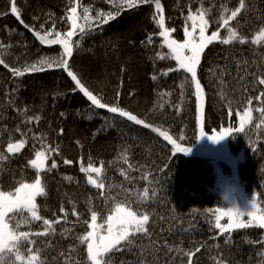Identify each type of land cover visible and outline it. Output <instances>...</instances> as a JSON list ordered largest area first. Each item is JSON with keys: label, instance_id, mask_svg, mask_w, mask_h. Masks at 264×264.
Listing matches in <instances>:
<instances>
[{"label": "trees", "instance_id": "1", "mask_svg": "<svg viewBox=\"0 0 264 264\" xmlns=\"http://www.w3.org/2000/svg\"><path fill=\"white\" fill-rule=\"evenodd\" d=\"M82 1L86 2L79 0V3ZM161 2L166 26L176 29L172 35L179 41L185 39L183 27L189 6L193 12L200 8L208 10L207 16L210 20L208 35L218 30L217 23L213 21L219 18L222 5L230 10L238 6V0H161ZM74 3L75 0H16V6L21 14L20 19L28 25L25 27L11 13V0H0V44L4 46L0 49V58L8 65L7 68L0 65V155L8 157L7 160L0 161V191L15 192L20 182L31 183L39 174L46 185L47 193L44 197H37L39 215L53 221L59 218L60 223L55 225L61 231L68 229L65 234L67 240L71 238L69 233L77 232L72 229L73 220L86 225L85 221L90 222V209L98 212L97 221L107 213L109 205L114 204L112 199L105 202L104 198L109 196L114 197L115 201L129 203L132 208L139 206L143 212L149 209L151 215L164 218L169 213L202 215L209 210V216L212 217L210 226L216 232L218 230L214 228L215 217L212 212L214 213L217 208L227 209L237 206L242 211H246L254 197L257 206L260 205V201L264 200V124L260 123L261 117L256 109L264 104L258 105L255 97L260 91H264V86L257 84L252 88L254 77L251 73H264V39L260 40L259 44L253 43L259 28L264 25V0H246L250 10L243 11L235 21L230 22V26L235 27L239 36L244 38L243 44L233 42L223 45L214 41L206 47L201 56L198 78L206 94L207 135L211 136L213 130L220 131L222 127H238L237 111L245 106L247 96L253 97L252 124L246 125L245 133H234L235 138L228 137L221 141L222 147L219 143L212 142L208 136L199 139L197 102L193 97V87L185 83L184 96L181 97L179 85L183 82L182 70L169 72L167 76L162 75L168 68L175 67L176 62L168 55L167 47H161L162 38H159V29L152 18L153 5L122 9L115 19L94 28L80 47L73 49L68 70L73 71L94 95L102 98L103 102L109 105L118 104L120 108L138 118L145 114L152 133L162 142V137L158 132L153 131L154 128L168 131L183 147L192 148L188 155L177 153L182 157L185 169L179 173L174 171L172 173L174 182L185 190L184 199L180 202L175 201L172 189L167 188L165 191L164 188L163 196L159 193L160 198L147 203L124 191L132 189L136 192L138 180H133L134 173L141 177L142 173L145 174V170H151L150 159L153 153L161 154L160 149L156 150L147 139L145 132H138V142L134 143L136 145H127L124 139H136L133 134V127L136 124L126 120L125 127L120 131L116 127V121L113 120V114L104 109L80 107L79 105H83L84 102H86L85 106H88L89 101L75 87V82L63 68H54L49 73L41 71L25 73L22 77H14L10 70L13 68L23 70L25 66L36 63L41 58L40 54L37 55V51L41 48L44 49L43 55L53 47H62L42 44L34 35L38 31L34 27L35 20H44L49 16L58 21L65 18L61 30L66 33L70 30V21L66 20L67 10ZM77 11L80 18L79 7ZM190 23L188 21L189 25ZM149 35L153 36L151 43L147 42ZM226 36V29L221 30V38ZM142 41L145 43H141ZM157 53L165 54L166 59L160 60ZM238 61L241 74L245 68L249 72V75L243 77L248 83V88L243 94L242 85L238 84L240 79L237 75ZM244 61H247V65L243 63ZM217 65L220 67L226 65L230 73L224 76L227 85L224 91L227 99L231 101V116L228 115V103L219 94L216 78L209 71L215 68L219 75L220 68L216 67ZM153 75L157 77L156 80L151 78ZM17 85L19 88L12 97L10 93ZM9 99L13 100L12 104L8 103ZM161 104L163 108L160 107ZM25 107L28 109L26 113L23 111L18 113L14 110H22ZM61 112L64 113V117L60 116ZM37 115L40 116L38 124L22 123L26 117ZM89 115L91 119H86L85 117ZM106 121L111 126H106ZM17 126L20 127V132H27L28 128H31L32 132L38 136L42 135L44 142L53 147L59 145V154H51L45 170L38 173L29 163L35 158V150L41 147V142L34 140L31 133L28 134V142L20 153L15 155L7 153V144L21 139L20 132L16 131ZM61 128L64 130L63 135L58 134ZM180 137H183V140L179 139ZM76 141H79V145ZM163 143L169 152L166 142ZM223 146L236 162V167L233 169L229 166V170L231 173L235 172L237 179L234 178L230 185L221 184L218 195L214 189L220 183L207 184L211 197L216 195L207 200L205 193L199 192L201 190L197 192L193 187V182L201 183L196 175L190 178L193 179L191 184L190 180L183 182L182 176L186 171L189 174L196 172L190 160L196 158L197 152L204 158L208 156L212 159ZM166 154L168 156V153ZM81 157L85 166L89 160L97 167L100 166V161L104 162V171L100 174V179L105 183L104 189H95L87 183V174L80 171ZM169 158L175 162L178 157L175 155ZM64 159L73 163L65 165ZM53 160L57 163V168L48 172L46 169L51 167ZM129 164L133 165L131 169L128 168ZM122 172L132 178L131 183L124 178ZM147 176L150 179L152 175ZM93 177L95 178L96 174H93ZM211 178L210 175L209 179ZM143 181L141 180L142 184ZM110 185H115L111 191H109ZM204 187L205 184L202 182L201 188ZM73 205L80 214L79 217L72 215ZM61 207L68 214L66 220L60 211ZM13 215L9 213L6 217L9 225L17 222L24 224L19 216L15 220L10 219ZM221 221L226 224L228 218L224 217ZM227 235L220 234L224 241V251L215 248L207 257L202 254L200 258H195L193 264H214L211 257L217 255V251L227 264H244L246 261L250 264L264 263V255H258L264 253V242H260L264 229L251 226L235 230L231 233V242L228 245L225 244ZM239 243L244 247L236 250ZM186 244L176 242L169 245L173 248H187ZM68 250L69 248L65 250L66 255ZM20 251L27 258L28 253L23 247ZM123 254L133 255L127 251L117 253L113 264H120L121 259L135 264L134 255L131 259H127ZM0 255L3 256V264H13L6 253ZM40 258L49 264V259L41 256ZM184 260L185 258L181 260L180 254L174 252L173 256L158 260V264H182ZM15 264L20 262L17 261ZM81 264H84V261H81Z\"/></svg>", "mask_w": 264, "mask_h": 264}, {"label": "snow or ice", "instance_id": "2", "mask_svg": "<svg viewBox=\"0 0 264 264\" xmlns=\"http://www.w3.org/2000/svg\"><path fill=\"white\" fill-rule=\"evenodd\" d=\"M141 5H153V20L157 25L159 32V38H162V45L166 46L169 50L168 55L176 62L175 67L168 68L162 73V75L167 76L169 72L181 71L184 73L183 82L179 85L181 89V97L184 96V85L185 83L193 87V97L197 102V111H198V136L199 139L208 136V138L214 142L219 143L225 140L228 137L235 138L234 133H245L246 125H251L253 121V97H246L245 106L237 111L239 117L238 127L228 126L222 127L220 131L213 130L211 136L207 135L205 132V89L201 84V80L198 78V69L201 64V56L206 47L212 44L214 41H218L223 45H229L233 42H238L243 44L244 38L240 37L238 31L235 27L230 26L231 21H235L237 17L243 11H249V7L246 4V0H238V6L234 10L228 9L226 6H221V14L218 19L213 21L217 23L218 30L213 31L211 35L207 34L208 28L210 26V20L207 16L208 10L200 8L196 12H193L189 6L188 15L185 17V26L183 27V33L185 39L181 42L173 38L172 33L176 31L175 28H169L165 23L164 16V7L161 0H120V4L117 6V11L115 14L109 12L107 14L99 12L96 16L98 21V26L107 23L108 21L115 19L116 15L120 14V11L125 7L128 9L136 8ZM78 6L79 0H75V3L70 6L67 10L66 20L70 21V30L66 33H61L56 31L55 23H53L52 29L48 31L45 35H41L40 32H35L34 35L42 44L46 45H61L63 54L56 60L50 59H41L37 63L27 65L23 70L19 68L10 69L14 77H22L25 73L31 72H40L45 70V66L51 69L54 64L58 67H61L67 70V75L71 77L72 81L75 82V87L87 98L90 102V107L94 109H104L111 114H116L113 117L115 121L118 118H126L127 121L134 122L136 125H142L145 128L151 127L147 124L145 120L138 118L136 115L132 114L129 111H126L120 108L117 105H109L102 101V98H99L97 95H94L87 87L81 83V80L77 75L69 69V60L73 56V42L72 38L76 35L77 29L81 34L84 33V26L78 24ZM10 11L13 15L19 19L21 24H24V21L20 19V10L16 6V0H11ZM83 19L85 22L89 20V9L83 8ZM65 19V18H62ZM190 21V25L188 24ZM25 27L28 25L24 24ZM226 29L227 36L226 38H221V30ZM198 30V33H197ZM55 33V38L49 39V36H52ZM264 39V25L259 28L256 38L253 41L255 44H259L260 40ZM153 36L149 35L147 42L151 43ZM141 43H145L142 41ZM4 46L0 44V49ZM157 56L160 60L166 59L165 54L157 53ZM247 65V61L243 62ZM0 65L8 67L5 63V60L0 58ZM219 75L215 68L210 69L211 75L216 78L217 87L219 88V94L223 99L228 103V115H232L231 101L227 99V94L224 89L227 87L224 80L226 74H230L227 71V66L220 67ZM237 75L240 76L238 84L242 85L241 92L242 94L247 90L248 83L243 79L244 76L249 75V72L245 68L241 74L240 62H237ZM254 77L252 81V88L258 84L259 86H264V73H251ZM153 80H156L157 77L153 75L151 77ZM19 86L12 90L10 95L15 96L16 91ZM9 95V94H6ZM163 95V94H161ZM170 95V93H169ZM256 103L264 104V91H260L257 97H255ZM9 104L13 103L12 99H9ZM163 108V104L160 105ZM18 113L23 111L27 112L28 109H14ZM179 110V109H177ZM261 117V124H264V106H260L256 109ZM61 117H64V113H60ZM86 119H91V116H86ZM40 116H28L22 123L32 124L39 123ZM106 126H111L108 122H105ZM259 127V125H257ZM102 130V129H101ZM17 132H20V127L17 126ZM100 131V130H98ZM153 131L158 132L159 136L162 137L163 142H166L169 147L168 156L175 157L177 153H183L188 155L191 153L192 148L183 147L181 143L177 142V139H174L168 131H161L160 128H154ZM63 128L59 130V135H63ZM31 133L34 140L41 142V147L39 150H35V158L30 160V165L33 169H36L37 172L45 170L46 162L50 158L52 153L59 154V145L53 147L51 144L44 142L42 135H37L32 132L31 128H28L27 132H20L21 139L15 142H9L7 144V153L15 155L20 153L21 150L25 147L28 140V134ZM179 139L183 140V137ZM79 145V141H76ZM35 149V145H33ZM7 156L0 155V161L7 160ZM63 163L65 165L72 164L73 161L64 159ZM127 163V160H125ZM133 165L129 164L128 168L131 169ZM57 168V163L53 160L51 167L47 168L48 172H51ZM170 161L167 157L164 158L163 163L156 168V171L152 174L149 179L146 174H141V179L145 181V188L142 193L134 192L132 189H125L126 193H130L132 196L136 197L142 202H149L150 200L160 198L159 193L164 191V184L170 180L169 175ZM80 171L87 174L86 180L87 183L93 186L95 189H104L105 183L100 179V174L104 171V162L100 161V166H94V164L89 160L87 166L83 163V157L80 160ZM93 174H96V177H93ZM124 175V178L128 180L129 183L132 182V178H129L124 172L121 173ZM69 180L71 178H68ZM151 186V187H149ZM115 185L109 186V191ZM151 192V195H150ZM46 185L42 182L39 174L36 176L33 182L26 183L20 182L19 186L15 189V192H5L0 191V254H7L9 258L15 262L19 261L20 264H48L46 260H41L40 258V248H37L35 253H33L32 245L36 243L35 240L30 238V233L28 231H14L10 228L8 222L5 218L9 213L14 215L10 219L15 220L17 216L21 217L25 225H29L36 221H42V226L44 231L42 233H35L32 235H43L48 236L51 232L55 235V228L53 227L54 223H60V219L48 220L44 219L39 215L38 205L36 203L37 197L46 196ZM103 196V193H101ZM105 202L107 203L108 199L114 201V207L110 209L111 214L107 215L104 218L102 224H97L98 212L90 209V223L85 221L84 223L90 229L86 234L76 236L75 239L78 241V246L83 245L86 249V259L84 264H113L115 254L122 252H130L136 257L135 264H158L157 255L162 250H166L167 254H170L174 251L173 246L169 245L168 241L165 240L163 244H160L158 240L153 239V233L149 228V221L151 216L148 212H137L132 210V207L127 202H117L114 197H105ZM63 214V218L67 219V212L63 207L60 209ZM259 211V214H258ZM72 215L79 217V213L75 210V205H73ZM214 228L218 230L219 234H228L225 239V244L228 245L231 242V233L238 229H246L251 226L264 229V211L258 210L257 200L254 197L249 204V208L246 211H242L237 206L228 207L227 209L217 208L213 213ZM227 217L228 223L222 224L221 219ZM247 217V219H245ZM160 220H163L164 217H159ZM107 225L106 232L107 235H101L99 229L104 228V225ZM20 226L19 222L16 224L18 229ZM187 230V229H186ZM68 229H64L60 235L64 237V233ZM161 232L164 231L163 228L160 229ZM218 239V237H214ZM147 240L148 243L145 244L143 241ZM260 242H264V235L261 236ZM25 247V251L28 253L27 258L21 254V247ZM205 245L200 243L199 246L195 247L194 250L184 251L183 249H175V251L183 256H187V264H193V257L196 256V253L200 252ZM46 248L52 247L49 242L45 245ZM214 247L218 250L219 245L216 244ZM7 250V252H6ZM76 251V247L70 245L68 254L65 252H59V257L63 258V264H81L79 259H75L72 256V253ZM258 255H264V253H259ZM53 261L56 260V257L52 258ZM211 259L214 261V264H227L223 259L222 255L217 251V255L212 256ZM0 264H3V256L0 255ZM120 264H133V262L121 259Z\"/></svg>", "mask_w": 264, "mask_h": 264}, {"label": "rangeland", "instance_id": "3", "mask_svg": "<svg viewBox=\"0 0 264 264\" xmlns=\"http://www.w3.org/2000/svg\"><path fill=\"white\" fill-rule=\"evenodd\" d=\"M103 4L119 5L120 0H105ZM80 5H81L80 10L82 12V20L80 21L78 20L77 22L78 24L84 26V33L79 34L76 38L74 37L72 38L73 47L74 46L78 47V45L82 42L83 38L87 35V32H89L90 30H92L94 27L98 25V21L95 18L99 12H103L105 14L109 13V11H106L105 9H103L101 5L100 6L99 5H89L86 2ZM85 7L89 9V20L87 22H85V20L83 19V16H84L83 8ZM62 22L58 23V21L52 18H47L45 20H42L41 22L40 21L37 22L36 24H39L41 27L40 29L41 35H45L48 31L52 29L53 23H55L56 31L61 32L60 27H61ZM53 38H55V33H53L52 36H49V39H53ZM62 54H63L62 49H59V50L56 49L55 53H51V55L46 56L45 59L56 61L62 56ZM55 66L57 65L54 64L53 67ZM165 157H167L170 160L169 156H167L166 153H161V154L153 153V156L150 159V162H151L150 166H152V169L145 170V174L152 175L156 171V168L163 163V160ZM229 157L230 155L225 153V151L221 149L218 151V155L215 156L212 160L207 161L205 159V164L203 166L204 167L203 169H200L199 171L195 170L196 177L201 181V183L203 182L205 184L204 188H201V183L200 184H197L195 182L192 183L193 179L191 180L189 178V177L192 178V175H190L188 172L183 173L182 181L184 182L185 180H190V184L191 183L193 184L195 191L201 190L199 192L205 193L207 195V200H210V198H213L214 196L220 193L221 184L228 183L230 185L234 178L237 179L235 172L233 171L234 173H231V171L229 170V166H230ZM173 170H175L174 163L169 168L170 177L172 176ZM175 171L180 172L179 167ZM210 175L212 176L211 179H209ZM141 180L143 179L140 178V181ZM209 183L210 184L220 183L214 189V192L216 193V195L212 197H211V193H209V190L206 187L207 184ZM145 186H146L145 181H143V187ZM168 187L169 186L167 185V183H165L164 184L165 191H167ZM178 188H179L178 195L180 194L181 199H184L183 197L184 192H185L184 188L179 185H178ZM163 192L161 193L162 196H163ZM259 204L260 205H258L259 207L258 210L264 211V200L260 201ZM113 207H114V204L111 203L108 207V212L106 216L111 214L110 209ZM132 210L137 211L138 213L143 212L142 208H140L139 206L133 207ZM148 211H145V212H148ZM207 211L208 213L202 214V215H199V214L190 215L188 213L176 215L173 213L172 214L169 213L168 216L165 217L163 220L159 219L160 217L159 215H151L148 212L151 216V219L149 221V228H150V231L153 233L154 240H158L160 244H163L165 240H167L169 244L176 243V242L187 243L186 244L187 248L175 247L174 251L170 254H167L166 250H162L160 253H158L157 259L161 261L167 257L173 256L174 252H176L175 249H183L184 251L194 250L195 247L199 246L200 243H203L205 246L201 249L200 252L196 253V256L193 257V260L197 257L200 258L202 254H205V256L207 257L211 252L215 250L214 245L216 244L220 246L219 250L224 251L225 247H224L223 237L220 236L218 231L217 232L214 231L213 227L210 226L212 223V217L209 216L210 211L209 210ZM5 220L6 222L9 223V221H7L8 220L7 218H5ZM103 221L104 219L101 222H99V224H102ZM73 223L74 225L72 229L77 230V232L69 233L71 236L70 240L66 239L65 234L67 232L64 233V237H61L60 233L63 231V229L61 231L60 228H58V226L55 225V223L53 224V227L55 228V235H53L50 232L48 236L32 235L35 233H42L44 231V227L42 226V221H36L29 225L20 224L18 229L16 228V224L12 223L10 224V228H12L14 231H28L30 233V238L36 241V243L32 245L33 253H35L37 248H40L41 249L40 256L42 258L45 257L47 260L49 259L50 260L49 264H63V258L59 257L58 254L59 252H62V251L65 252V250L68 249L70 245L76 247V251L72 253L73 258L79 259L80 261H85L86 259V249L83 245H80L77 247L78 241L75 239V237L86 234V232L89 229L86 227V225H81L79 221L73 220ZM106 228H107V225L105 224L104 228L99 229V232L101 235H107ZM161 228L164 229L163 232L160 231ZM214 237H218V239H214ZM49 242L51 243L52 247L46 248L45 245H47ZM144 243L147 244L148 241L144 240ZM22 247L25 250L26 246H22ZM243 247H244L243 244L239 243L237 244L236 250H240ZM123 255L127 259H131L133 257V255H126V254H123ZM53 257H56L55 261H53L52 259ZM183 258H185V260L184 262L181 261L182 264H187V259H188L187 256H183ZM244 264H250V263L246 261ZM261 264H264V263H261Z\"/></svg>", "mask_w": 264, "mask_h": 264}, {"label": "bare ground", "instance_id": "4", "mask_svg": "<svg viewBox=\"0 0 264 264\" xmlns=\"http://www.w3.org/2000/svg\"><path fill=\"white\" fill-rule=\"evenodd\" d=\"M103 2H105V0H86V3L87 4H89V5H101L102 7H103V9H105L106 11H109V12H111V13H113V14H115L116 13V9H117V4H103ZM82 3H84L83 1L82 2H80L79 3V10H80V4H82ZM126 8V7H125ZM126 9H128V8H126ZM133 9V8H132ZM80 13H81V17L78 19L79 21L80 20H82V12H81V10H80ZM117 16V15H116ZM47 18H51L50 16L49 17H47ZM46 18V19H47ZM52 19H54V20H56V21H58V19H55V18H52ZM45 20V19H44ZM113 20V19H112ZM41 22L42 20H40V19H37V20H35V24H34V27L38 30V32H40V29H41V27H40V25L39 24H36L37 22ZM63 21V19H61L60 21H58V23H60V22H62ZM111 21V20H110ZM109 22V21H108ZM107 22V23H108ZM63 23V22H62ZM104 24H106V23H104ZM104 24H102V26L104 25ZM96 27H98V25L96 26ZM96 27H94V28H96ZM101 27V26H100ZM93 28V29H94ZM92 29V30H93ZM60 30H61V27H60ZM92 30H90L89 32H87V35L83 38V40H82V42L78 45V47H80V45L83 43V41H84V39L91 33V31ZM61 32H62V30H61ZM63 33V32H62ZM79 34H81L80 32H79V28L77 29V32H76V35H74L73 37L74 38H76ZM183 40H181V42H182ZM50 46H53V45H50ZM78 47H73V49L74 48H78ZM56 49L57 50H59V49H62V47L61 48H58V47H53V48H51V49H49V50H47L46 52V54H43L42 55V53H43V51H44V49L43 48H41L40 50H38L37 51V55H41V58H39L38 60H37V62L39 61V60H41V59H45V57L46 56H49V55H51V53H55V51H56ZM36 62V63H37ZM176 65V64H175ZM54 68H61V67H58V66H55V67H52L51 69H49V68H47V66H45V70L44 71H41V72H46V73H49V72H52L53 71V69ZM62 93V92H61ZM103 101V100H102ZM86 105V102H84L83 103V105H79L80 107H82V108H85V107H87V109H92V107H90V102L88 103V106H85ZM113 115H116V114H113ZM141 119H143V120H145V122L147 123V124H149L148 123V120H147V118H146V116H145V114L144 115H142L141 117H140ZM116 121V127H117V129L118 130H120L121 131V129H123L124 127H125V125H126V118H118V119H116L115 120ZM139 131H142V133L143 132H145L146 133V135H147V139L148 140H150L151 141V143L153 144V147L156 149V150H158V149H160V151H161V153H168V150L164 147V143L162 142V140L161 139H159L156 135H154L153 133H152V131H151V129H150V127L149 128H145V127H143L142 125H134V127H133V134L135 135V137H136V139L135 140H130V139H124L123 141H125V143L127 144V145H136V144H134V143H137L138 142V132ZM132 143V144H131ZM219 145H221V143L219 142ZM224 145V144H223ZM221 147H222V145H221ZM220 147V148H221ZM225 146H223V150L225 151V153H227V154H229V152H227V150H226V148H224ZM232 149H234V147L232 148ZM201 153H199V152H197L195 155V157L196 158H191V165L193 166V169L194 170H200V169H203L204 167V164H205V159L207 160V161H210V160H212V159H209L208 158V156H206L207 158H204V157H202L201 155H200ZM177 155V157L178 158H176L175 159V162H173V161H171V159L169 160L170 161V166H172L173 165V163L175 164V170L179 167V169H180V171H183L185 168V164L183 163V159H182V157L180 156H178V154H176ZM218 155V153L215 155V156H217ZM230 155V157H229V162H230V166H232V168L234 169V167H236V162H235V160L232 158V155L231 154H229ZM195 167V168H194ZM175 170H173L174 172H176ZM187 172V171H186ZM186 172H184V173H186ZM177 173H179V172H177ZM190 175H192V178H193V176H195L196 175V172L194 173V174H190ZM189 178H191V177H189ZM133 180H138L137 181V183H136V186H137V188H136V192H140V193H142V191H143V189L145 188V187H143V184L141 183V181H140V176L137 174V173H134V176H133ZM167 183V185L169 186L168 188H170V189H172V195H173V197H174V200H176L177 202H180V200H181V196H180V194L178 195V193H179V188H178V185L174 182V179H173V177L171 176V178H170V180L169 181H167L166 182ZM150 195H151V192H150ZM107 212H108V209H107ZM107 214V213H106ZM106 214L103 216V217H101L100 219H99V221H97V224H99V222H101L104 218H105V216H106ZM90 223V222H89ZM87 227V226H86ZM88 228V227H87ZM89 229V228H88ZM90 230V229H89ZM113 263H114V260H113Z\"/></svg>", "mask_w": 264, "mask_h": 264}]
</instances>
